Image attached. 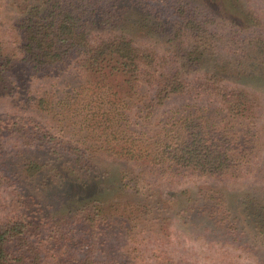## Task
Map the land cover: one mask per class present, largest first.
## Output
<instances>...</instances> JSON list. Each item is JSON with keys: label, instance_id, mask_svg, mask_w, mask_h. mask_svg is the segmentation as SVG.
I'll return each mask as SVG.
<instances>
[{"label": "trees", "instance_id": "16d2710c", "mask_svg": "<svg viewBox=\"0 0 264 264\" xmlns=\"http://www.w3.org/2000/svg\"><path fill=\"white\" fill-rule=\"evenodd\" d=\"M11 1L25 15L22 44L17 49L0 40V93L22 96L20 109L30 115L22 111L0 119V188L13 192L10 210L0 215V264H190L174 256L169 235L162 232L182 215L225 223L227 232L250 235L220 190L202 191L175 211L160 197V186L195 176L237 180L262 159L259 123L264 110L258 101L213 69L192 74L215 54L214 36L220 35L241 70L256 66L264 80V19L253 8L257 3L177 0L170 31L157 25L169 38V49L160 53L124 33L125 25L141 15L134 0ZM210 25L227 34H211ZM102 31L120 33L104 36ZM245 60L252 63L245 66ZM68 75L75 82L67 85L70 91L61 100L54 93L51 98L28 91L31 77L55 82ZM69 102L76 104L72 108L80 127L66 114L49 124L38 119ZM133 109L140 124L150 127L137 138L126 125ZM90 132L102 136L91 142ZM10 143H15L13 150L7 148ZM105 146L111 151L118 147L117 155L142 163L139 175L123 173L133 201H93L50 217L37 211L34 196L4 164L16 159L18 148L71 172L89 173L96 170ZM146 172L154 174L153 183ZM260 198L264 201V194Z\"/></svg>", "mask_w": 264, "mask_h": 264}, {"label": "rangeland", "instance_id": "374dc122", "mask_svg": "<svg viewBox=\"0 0 264 264\" xmlns=\"http://www.w3.org/2000/svg\"><path fill=\"white\" fill-rule=\"evenodd\" d=\"M134 1L140 6L141 15L136 23L125 25L124 33L137 45L154 49L160 53L166 52L169 49V38L164 30L170 31L172 28L177 0ZM259 1L253 0L254 4H258L257 7L253 5V8L258 10L259 15L264 19V3ZM24 17V13L14 8L11 0H0V40L18 49L22 44L20 27L24 22ZM157 25L163 27L164 30ZM209 28L213 30V32L209 30L211 34H227L223 29L215 28L214 25H210ZM102 32L104 34H100L104 36H114L120 33ZM214 38L218 41L215 54L212 57L208 56L209 61L197 67L196 70H192V74L213 69L218 74L226 76L231 85L251 94L264 110V80L257 67L250 65L248 70L246 68L241 70V67L234 62V53L225 44V40L223 41L220 35H215ZM189 42L190 39L186 37L185 46L187 48H189ZM256 60L254 58L253 62L255 63ZM250 63L252 60H245V66ZM29 81L28 91L30 89L32 94L43 96L48 93L51 98H54L55 94L59 100L70 91L67 85L75 82L71 75L55 82L48 80L47 77H31ZM80 93V97H83L85 91L81 90ZM21 97L17 93H0V119L8 115H18L22 111L23 115H30L22 110L23 107L20 109ZM45 105L50 109L48 104ZM72 105L76 104L69 102L65 109L60 105L57 110L55 109V113L48 111L49 113L44 116L39 114L38 119L49 124L52 120L53 122L60 121V114H66L68 118H73L72 122L76 120L80 127L79 120L81 119H77ZM171 105L169 104L166 111ZM137 113L136 109L128 111L129 122L126 123L130 135L134 138H137L136 134L144 133V129L150 128L149 125L147 127L144 125L146 122L141 121L140 124ZM153 123H157L155 118ZM86 124L93 125L92 123ZM259 124L264 142V115ZM84 133L80 136H84ZM99 135L102 136L99 133L94 135L90 132L88 141L96 143ZM13 145L15 143H10L7 146L8 150L16 147ZM111 150L106 146L100 150L99 158L95 162L96 170L89 173L71 172L64 169L60 163L52 164L46 159L38 160L39 154L32 156L33 154L28 152H17L18 148L16 159H7L4 164L8 171L18 174L24 188L34 196L36 204L39 205L37 211L40 214L44 212V215L57 217L75 211L93 201L115 204L134 200L135 195L129 194L124 189L123 175L124 172H131L133 175L141 173L144 170L143 165L134 159L117 155L114 151L118 150V147L114 151ZM35 162H38L37 164L41 167L33 166ZM1 170L3 166L0 165ZM144 176L152 183L155 181L154 174L150 172L144 173ZM160 187L162 190L160 197L175 211L185 209L189 198H196L202 191L211 187L220 190L226 197L228 209L233 215L244 220L243 225L250 233V235L240 236L239 233L227 232L222 226L225 223H212L197 217L186 220L183 215L176 216L170 227L167 229L165 226L162 231L163 234L169 235V250L174 256L190 264H264V201L260 198L264 194V155L257 165L237 180L195 176L179 184L162 182ZM11 190L8 187L0 188V215L10 210L9 203L13 196ZM255 233L259 235L256 236ZM254 236L258 237L257 240H253Z\"/></svg>", "mask_w": 264, "mask_h": 264}]
</instances>
